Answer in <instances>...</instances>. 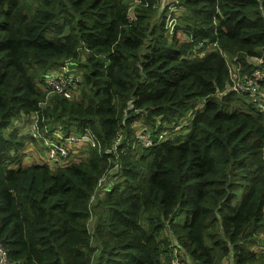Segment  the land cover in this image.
Returning a JSON list of instances; mask_svg holds the SVG:
<instances>
[{"label":"trees","instance_id":"16d2710c","mask_svg":"<svg viewBox=\"0 0 264 264\" xmlns=\"http://www.w3.org/2000/svg\"><path fill=\"white\" fill-rule=\"evenodd\" d=\"M174 2L180 40L164 28ZM134 3L0 0V244L12 264H170L172 236L197 264H264L250 249L264 230V114L218 95L234 67L264 69V0ZM66 62L74 100L42 88ZM18 118L92 146L56 170L22 166L26 137L6 132ZM137 124L167 136L134 145Z\"/></svg>","mask_w":264,"mask_h":264},{"label":"built area","instance_id":"2783aa9c","mask_svg":"<svg viewBox=\"0 0 264 264\" xmlns=\"http://www.w3.org/2000/svg\"><path fill=\"white\" fill-rule=\"evenodd\" d=\"M137 1V0H136ZM171 1V0H169ZM147 5V3L145 4ZM178 7L176 3H170L167 5L164 11L165 16V25L164 28L167 30L169 35L176 36L177 40L181 39L182 31L177 26V17H178ZM131 8L127 13V17L131 20ZM199 48H203V51L198 54V56H203L206 52H214L218 49L216 43L210 44H198ZM194 57V56H192ZM256 65L262 64L263 60L261 58H251L250 59ZM231 64L230 62H227ZM65 66V65H64ZM60 67L57 72H47L43 78V90L47 91V95H60L66 100H74L79 97V86L78 78L71 73L70 70L66 67ZM230 83L228 84L226 90L219 92L218 95H226L227 93H237L242 96H246L247 103L258 111L264 114V69L260 67H255L249 75H240L239 68H233L229 71ZM232 87L230 88V86ZM35 129V126H33ZM145 135L142 139H138L139 134L136 132V139L134 145H139L143 148L150 147L154 143L162 141L161 134L158 135L155 141L152 140L150 134L144 129L142 130ZM53 136H56V140H47L45 137L41 138L42 141V150L43 154H37V156H32L33 161L31 163L40 164L48 166L51 170H56L58 167L64 166L69 161H75L76 158L80 157L82 147L88 145L92 146L93 138L89 133L85 134H73L64 135L63 133L52 132ZM55 133V134H54ZM33 138H40L35 133L29 134ZM120 136L114 140L112 149H107L105 152H112L113 167L110 169L115 170L117 168L118 154L117 149L120 144ZM122 151V150H121ZM26 153V152H25ZM107 183V176L103 177L98 186L101 184ZM97 186V187H98ZM170 264H189L187 254L185 253L182 246L178 244L176 240L170 236ZM255 252V251H254ZM0 264H12L8 259L7 253L4 250L3 246L0 244Z\"/></svg>","mask_w":264,"mask_h":264},{"label":"rangeland","instance_id":"374dc122","mask_svg":"<svg viewBox=\"0 0 264 264\" xmlns=\"http://www.w3.org/2000/svg\"><path fill=\"white\" fill-rule=\"evenodd\" d=\"M129 3H130L129 5H135L134 0H129ZM178 31H181V29ZM64 65L63 66L66 67L67 70L69 69L71 71L72 67L69 65V63L66 62ZM59 68H52V69H49L47 72H57L59 70ZM74 75L79 80V77L75 73H74ZM228 84H227V86H228ZM231 87H232V85L230 86V88ZM247 100H248V98H247ZM138 122H140V121H138ZM182 126L183 125L176 126L175 131L177 133H179ZM135 128H136V132L139 134L138 139H142L145 136L143 134V131H142L145 129V127H140V124H137L135 126ZM11 129L16 130L17 137H20V136L26 137V141L23 144V149H21L22 154H23V157L21 160L22 166H28V165L32 164L31 163L33 161L32 156H37V154H41V155L43 154V150L41 149L42 148V141H41L42 137H45L48 141L49 140H56L57 138H56V136H53L52 132L63 133L61 129H55V130L49 129V130H46L44 132H41V131L38 132L37 130H35L33 128L31 123L26 124L25 120L20 119V118L12 120L10 126L6 129V132H8ZM30 133H35L38 137L40 136V138H38V139L33 138V137L29 138L28 135ZM166 134H167V132L161 133V136H162L161 139L162 140L166 138V136H167ZM11 153H13V151ZM107 177H108V175H107ZM112 181L113 182H119L120 180H119L118 176H116L115 178L112 179ZM102 185H103V183L98 187H101ZM259 236L264 237V230L261 233H259ZM258 243H259L257 245L258 247L264 246V239H259ZM250 248L255 250L257 252V254L264 253V248H254L252 246ZM189 264H197V263H195L193 260H191V261H189Z\"/></svg>","mask_w":264,"mask_h":264},{"label":"crops","instance_id":"0c3cea01","mask_svg":"<svg viewBox=\"0 0 264 264\" xmlns=\"http://www.w3.org/2000/svg\"><path fill=\"white\" fill-rule=\"evenodd\" d=\"M259 239H264V237H261V236H259ZM259 243H257L256 245H254V246H252V247H254V248H264V246H262V247H258L257 245H258ZM251 249V248H250ZM251 250H253V249H251ZM253 251H255V250H253ZM256 252V251H255Z\"/></svg>","mask_w":264,"mask_h":264},{"label":"water","instance_id":"95a60500","mask_svg":"<svg viewBox=\"0 0 264 264\" xmlns=\"http://www.w3.org/2000/svg\"><path fill=\"white\" fill-rule=\"evenodd\" d=\"M128 105H130V103H128Z\"/></svg>","mask_w":264,"mask_h":264}]
</instances>
